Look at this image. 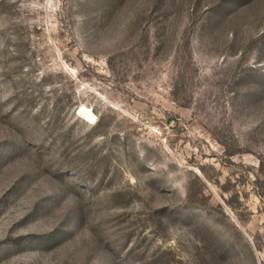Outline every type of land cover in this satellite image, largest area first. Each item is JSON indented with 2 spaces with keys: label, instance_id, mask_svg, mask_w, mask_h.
<instances>
[{
  "label": "rangeland",
  "instance_id": "rangeland-1",
  "mask_svg": "<svg viewBox=\"0 0 264 264\" xmlns=\"http://www.w3.org/2000/svg\"><path fill=\"white\" fill-rule=\"evenodd\" d=\"M0 264H264V0H0Z\"/></svg>",
  "mask_w": 264,
  "mask_h": 264
},
{
  "label": "bare ground",
  "instance_id": "bare-ground-1",
  "mask_svg": "<svg viewBox=\"0 0 264 264\" xmlns=\"http://www.w3.org/2000/svg\"><path fill=\"white\" fill-rule=\"evenodd\" d=\"M80 112H84L86 114V116L89 118L88 120L89 121H93V118H94V115L93 113L90 111L89 108H86V107H82L81 111ZM87 119V118H86ZM92 123V122H91Z\"/></svg>",
  "mask_w": 264,
  "mask_h": 264
}]
</instances>
